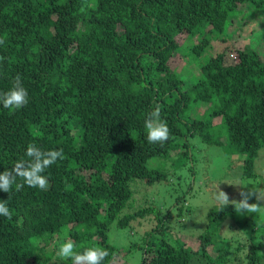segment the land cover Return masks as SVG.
I'll list each match as a JSON object with an SVG mask.
<instances>
[{
    "label": "trees",
    "instance_id": "16d2710c",
    "mask_svg": "<svg viewBox=\"0 0 264 264\" xmlns=\"http://www.w3.org/2000/svg\"><path fill=\"white\" fill-rule=\"evenodd\" d=\"M241 7L264 19V0H0V93L17 75L28 92L22 109L0 105V173L28 159L30 143L62 149L64 156L43 174L47 191L27 185L0 191L12 213L10 220L0 216V264H49L55 257L47 249L55 245L56 252L67 240L78 253L107 250L104 264H113L126 252L111 244L110 226L118 220L126 228L147 217L157 227L146 234L140 264L228 261L231 243L223 234L240 212L235 204L209 212L194 248L156 239L167 231L157 205L120 214L136 181L147 187L172 182L170 172L150 161L191 165V136L239 157L243 178L258 179L264 60L249 49L237 50L235 63L228 50L206 57L213 42L227 43L235 34L230 30L239 26ZM186 62H197L191 83L179 73ZM197 104L210 106L209 118L193 110ZM157 105L170 138L150 144L144 121ZM216 117L226 126L225 142L212 131ZM263 248L264 241L250 245L251 264L262 261Z\"/></svg>",
    "mask_w": 264,
    "mask_h": 264
},
{
    "label": "rangeland",
    "instance_id": "374dc122",
    "mask_svg": "<svg viewBox=\"0 0 264 264\" xmlns=\"http://www.w3.org/2000/svg\"><path fill=\"white\" fill-rule=\"evenodd\" d=\"M237 15L239 26L230 30L235 33L227 43L221 41L213 42L206 51V57L228 50L231 53L228 60L237 62V50H255L261 59L264 60V19L262 17H251L246 9L240 8ZM246 13V14H245ZM243 14H245L243 16ZM243 16V17H242ZM242 17V18H241ZM244 18V19H243ZM241 23V24H240ZM181 60H178L179 64ZM197 65V62H196ZM190 62L184 66L181 76L189 83L195 79L197 66ZM210 106L208 104H197L193 110L202 118H209L207 115ZM193 110L191 114H193ZM195 112V113H196ZM212 131L215 136L226 141L227 130L224 121L220 117L213 119ZM192 144L191 151L193 160L191 165L178 169L173 162H160L152 160L148 163L150 167L160 166L171 173L173 177L169 185L163 184L154 187H147L145 183L136 181L132 188L135 194L129 202V206L120 214V218L133 214L142 207L157 205L162 208L167 231L157 235L156 239L168 240L173 244L186 243L194 248L197 238L206 230L209 212L218 205L215 194L221 190L225 192L229 200L240 201L242 190H258L264 196V148L258 153L255 164L258 179H244L242 176L243 163L237 156L226 155L224 148L216 145H209L200 137L187 138ZM192 168V169H191ZM181 199L177 204V199ZM256 200L253 195L249 199ZM234 204V203H233ZM260 211L238 212L233 218L234 223L228 224L227 234L224 232V239L231 243V254L225 264H251L248 257L250 245H259L264 241V200L259 201ZM255 218V220H254ZM237 221V220H240ZM153 217L138 218L132 221L126 228L118 227V220L110 226V242L126 255L117 257L113 264H140L143 258V247L146 246V234L157 226ZM238 248V249H237ZM56 246L47 249V252L54 255L49 264H65L58 260ZM263 259L258 264H264V248L259 252ZM213 254V253H212ZM193 257L192 264H211L209 260Z\"/></svg>",
    "mask_w": 264,
    "mask_h": 264
},
{
    "label": "clouds",
    "instance_id": "9594fccd",
    "mask_svg": "<svg viewBox=\"0 0 264 264\" xmlns=\"http://www.w3.org/2000/svg\"><path fill=\"white\" fill-rule=\"evenodd\" d=\"M4 40L0 39V45ZM4 58L0 57V61ZM28 104V92L22 86L21 78L17 75L14 78L11 89L6 93H0V105L5 109L19 110ZM147 132V142L150 144H163L170 138V131L166 121L161 119L160 107L157 105L149 112L144 121ZM28 159L18 161L11 170L0 173V191L10 193L15 185V190L20 191L25 185L31 188H38L47 191L49 188L48 179L44 174L45 170L55 164L58 160L64 159L63 150L43 151L35 144H29L25 153ZM19 178L21 183H17ZM240 201H230L228 195L219 190L215 199L221 205L235 204L241 212L260 211L259 203H249V199L255 195L256 200H264L258 190H242ZM0 216L7 219L12 218V213L7 206V201H0ZM76 245L73 241L67 240L60 244L56 255L61 260H71L72 264H104L109 253L100 247L87 248L82 253L75 251Z\"/></svg>",
    "mask_w": 264,
    "mask_h": 264
}]
</instances>
